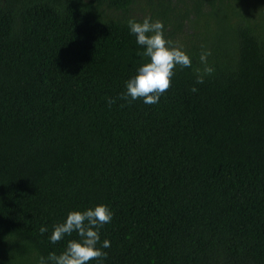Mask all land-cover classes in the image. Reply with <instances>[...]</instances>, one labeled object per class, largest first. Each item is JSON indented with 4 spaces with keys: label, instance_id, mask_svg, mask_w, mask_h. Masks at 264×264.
<instances>
[{
    "label": "trees",
    "instance_id": "trees-1",
    "mask_svg": "<svg viewBox=\"0 0 264 264\" xmlns=\"http://www.w3.org/2000/svg\"><path fill=\"white\" fill-rule=\"evenodd\" d=\"M145 17L192 62L152 105L119 99ZM100 204L102 264H264V0H0V264L59 254L78 237L53 226Z\"/></svg>",
    "mask_w": 264,
    "mask_h": 264
},
{
    "label": "clouds",
    "instance_id": "clouds-1",
    "mask_svg": "<svg viewBox=\"0 0 264 264\" xmlns=\"http://www.w3.org/2000/svg\"><path fill=\"white\" fill-rule=\"evenodd\" d=\"M127 23L130 33L136 37V43L143 48L140 54L147 60L137 69L135 76L126 81V90L120 94L119 99L128 102L142 99L145 104H156L171 87V78L177 66L190 68L191 58L179 41L165 39L162 21L145 17L142 21L130 18ZM210 55V50L202 46L199 59L203 68L195 69L197 84H202L204 77L214 72L208 62ZM191 91L196 92L198 89L193 87ZM114 102L108 100L109 105ZM112 216L113 213L103 204L84 211H69L63 222L53 226L49 239L55 244L66 236L71 237L73 233H76L78 239H69L59 254L51 252L46 258L40 256L36 264H89L93 260L102 264L107 256L103 249L110 247V242L105 239L101 244L99 233L103 225L111 222ZM39 231L44 234L48 229L41 226Z\"/></svg>",
    "mask_w": 264,
    "mask_h": 264
},
{
    "label": "rangeland",
    "instance_id": "rangeland-1",
    "mask_svg": "<svg viewBox=\"0 0 264 264\" xmlns=\"http://www.w3.org/2000/svg\"><path fill=\"white\" fill-rule=\"evenodd\" d=\"M190 7V6H188ZM206 13L209 11L213 13L211 7H207ZM228 13L223 8L213 14H211L206 19H202L200 24L202 26H206V29H204V33L207 36L208 39H214L223 29V25L221 24V19H223Z\"/></svg>",
    "mask_w": 264,
    "mask_h": 264
}]
</instances>
